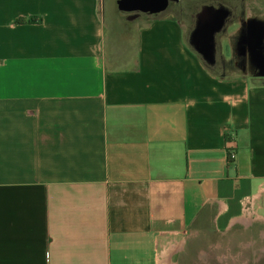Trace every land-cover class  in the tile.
Instances as JSON below:
<instances>
[{
	"label": "crops",
	"instance_id": "0c3cea01",
	"mask_svg": "<svg viewBox=\"0 0 264 264\" xmlns=\"http://www.w3.org/2000/svg\"><path fill=\"white\" fill-rule=\"evenodd\" d=\"M117 1L0 0V264H201L259 226L264 264V0L208 6L205 43Z\"/></svg>",
	"mask_w": 264,
	"mask_h": 264
},
{
	"label": "rangeland",
	"instance_id": "374dc122",
	"mask_svg": "<svg viewBox=\"0 0 264 264\" xmlns=\"http://www.w3.org/2000/svg\"><path fill=\"white\" fill-rule=\"evenodd\" d=\"M242 1V2H241ZM247 1V2H246ZM109 0H105V3H108ZM257 3L254 0H167L166 11L169 14L178 15L180 19L186 22L187 29H193V33L195 37L200 35L203 43L207 42L208 37L210 36L209 28L202 27L201 24L202 18L200 14L205 10H208V6H216L223 5L225 3H231L233 5L238 3ZM261 3V2H258ZM164 10V11H165ZM163 12V11H162ZM153 13L150 15H160V13ZM240 13V11H238ZM238 19H235L233 16L231 20H229L228 24L222 25L220 29L217 30V33H213V46L217 48L218 52L221 53L222 44L224 43V39L227 37L229 33L240 30V25L237 24ZM233 36L234 39H231L230 49L231 56L225 58L222 56L224 61H231L232 63H237L246 60V50L244 47L256 48L258 41L253 36L250 35L249 40L240 38L241 32ZM251 31V30H249ZM252 36V37H251ZM206 40V41H205ZM253 61L261 60V57H253ZM262 230V227H256L252 231H242L241 228L237 227L233 230V232L229 233L227 236H221L217 232H208L206 235L201 237V245H202V253H201V264H242L241 258L244 255H248L250 250H247L244 247H241V243L247 237L258 238L259 232ZM231 242V243H230ZM225 244H229V247H225ZM227 261L225 262V260Z\"/></svg>",
	"mask_w": 264,
	"mask_h": 264
},
{
	"label": "water",
	"instance_id": "95a60500",
	"mask_svg": "<svg viewBox=\"0 0 264 264\" xmlns=\"http://www.w3.org/2000/svg\"><path fill=\"white\" fill-rule=\"evenodd\" d=\"M118 8L124 12L158 13L167 7V0H118Z\"/></svg>",
	"mask_w": 264,
	"mask_h": 264
},
{
	"label": "built area",
	"instance_id": "2783aa9c",
	"mask_svg": "<svg viewBox=\"0 0 264 264\" xmlns=\"http://www.w3.org/2000/svg\"><path fill=\"white\" fill-rule=\"evenodd\" d=\"M235 157V151L234 150H231L229 153H228V160L231 161L233 160Z\"/></svg>",
	"mask_w": 264,
	"mask_h": 264
}]
</instances>
